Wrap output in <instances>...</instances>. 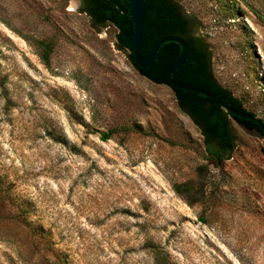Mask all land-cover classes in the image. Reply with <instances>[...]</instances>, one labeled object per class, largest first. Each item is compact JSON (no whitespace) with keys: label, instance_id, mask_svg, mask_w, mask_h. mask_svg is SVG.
I'll return each mask as SVG.
<instances>
[{"label":"rangeland","instance_id":"rangeland-1","mask_svg":"<svg viewBox=\"0 0 264 264\" xmlns=\"http://www.w3.org/2000/svg\"><path fill=\"white\" fill-rule=\"evenodd\" d=\"M176 1L264 121V0ZM118 33L81 0H0V264H162L152 245L167 264H264V136L232 121L207 210L190 205L173 184L207 164L204 136Z\"/></svg>","mask_w":264,"mask_h":264},{"label":"trees","instance_id":"trees-1","mask_svg":"<svg viewBox=\"0 0 264 264\" xmlns=\"http://www.w3.org/2000/svg\"><path fill=\"white\" fill-rule=\"evenodd\" d=\"M128 3L129 0H83L82 4L84 11L90 15L95 24L104 25L110 21L118 28L120 45L131 51L133 59V45L128 35L133 34L134 22ZM149 4L155 9L146 10L142 54L147 55L160 37L168 34L180 35L189 45V57L185 64L173 72V78L207 89L234 108L255 114L245 108L242 100L216 79L212 68V52L203 37L197 34L193 18L183 10L182 6L176 0H149ZM33 42L43 63L50 67L54 51L53 43L42 39H35ZM181 50L179 43L167 41L160 48L156 63L152 67L137 68L152 81L168 84L166 72L178 58ZM169 86L174 90L182 110L200 128L205 143L204 158L207 161V164L199 167L197 179L176 182L173 188L190 205L202 202L206 207L205 212L210 200L207 190L209 167L214 166L223 170L225 161L232 157L236 149V135L232 121H236L248 130L261 133V129L253 120L226 111L205 95ZM115 131L117 129L114 128L103 132L102 139H110ZM201 218L204 219L203 216ZM152 248L156 260L167 264V254L156 245H152Z\"/></svg>","mask_w":264,"mask_h":264},{"label":"water","instance_id":"water-1","mask_svg":"<svg viewBox=\"0 0 264 264\" xmlns=\"http://www.w3.org/2000/svg\"><path fill=\"white\" fill-rule=\"evenodd\" d=\"M128 5L131 8L132 20L134 22L133 34L128 35V37L131 38V42L133 45V60L137 67L142 69L152 67L156 63V57L159 53L160 48L165 42L175 41L179 43L181 45L182 50L178 58L174 61V63L168 68L166 72L167 83L175 88H180L183 90L205 95L214 100L217 105H221L226 111H229L230 113L236 116L253 120L260 126L261 133L264 136V121L257 115L248 111H243L234 108L229 103L222 100L216 94L207 89L183 83L173 78V72L177 70L180 66L185 64L189 57V45L183 37L177 34L164 35L155 42L148 54L144 56L142 54V51L145 36L146 10H154L155 7L149 4V0H129Z\"/></svg>","mask_w":264,"mask_h":264},{"label":"flooded vegetation","instance_id":"flooded-vegetation-1","mask_svg":"<svg viewBox=\"0 0 264 264\" xmlns=\"http://www.w3.org/2000/svg\"><path fill=\"white\" fill-rule=\"evenodd\" d=\"M82 1V3H83V0H81Z\"/></svg>","mask_w":264,"mask_h":264}]
</instances>
